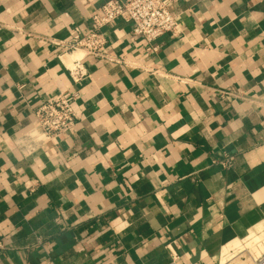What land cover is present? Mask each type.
<instances>
[{
    "label": "crops",
    "instance_id": "obj_1",
    "mask_svg": "<svg viewBox=\"0 0 264 264\" xmlns=\"http://www.w3.org/2000/svg\"><path fill=\"white\" fill-rule=\"evenodd\" d=\"M106 1L0 0V264H264V0H175L156 52L119 19L75 83L55 41Z\"/></svg>",
    "mask_w": 264,
    "mask_h": 264
},
{
    "label": "built area",
    "instance_id": "obj_2",
    "mask_svg": "<svg viewBox=\"0 0 264 264\" xmlns=\"http://www.w3.org/2000/svg\"><path fill=\"white\" fill-rule=\"evenodd\" d=\"M174 2L175 0H107L104 2L101 12L92 17L93 27L90 31L83 32L77 28L68 40L55 41V44L64 49L61 56L74 54L71 65L68 66L72 80L80 83L88 76L86 57H108L106 51L108 39L104 28L119 19L130 21L133 24V33L144 39L147 50L156 52L157 39L167 32L175 33L178 30L177 18L171 12ZM77 96L76 91L60 92L43 101L35 110L39 127L47 138L58 137L73 129L78 118V112L74 108ZM231 162L232 157L221 161L223 166ZM0 246L3 247L2 242ZM167 247L172 257L169 264H179L177 251L171 245Z\"/></svg>",
    "mask_w": 264,
    "mask_h": 264
}]
</instances>
